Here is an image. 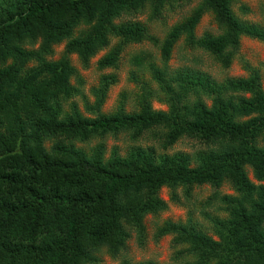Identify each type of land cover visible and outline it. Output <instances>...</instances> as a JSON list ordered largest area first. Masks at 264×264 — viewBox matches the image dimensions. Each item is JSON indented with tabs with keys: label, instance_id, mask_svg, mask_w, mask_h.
I'll return each instance as SVG.
<instances>
[{
	"label": "trees",
	"instance_id": "1",
	"mask_svg": "<svg viewBox=\"0 0 264 264\" xmlns=\"http://www.w3.org/2000/svg\"><path fill=\"white\" fill-rule=\"evenodd\" d=\"M189 2L0 0V264H100L103 253L118 258L127 249L129 229L143 246L146 217L167 210L162 189H170L172 201L182 204L179 190L188 201L204 186L214 190L208 201L220 203L228 214L226 220L205 215L218 241L197 228L191 214L186 222L165 221L154 239L172 236L174 246L183 247L178 264H264L263 74L240 57V36L264 43V28L236 16L241 0H204L163 40L141 23L113 26L121 15L143 9L151 21L160 20L164 10ZM239 11L250 10L242 5ZM208 13L223 33L198 38L195 29ZM82 25L89 27L75 37L74 29ZM112 38L119 41L98 61L97 71L118 70L132 45L149 43L161 56V66L151 51L131 56L140 72L129 76L140 90L137 111L125 112L124 97L108 116L84 117L77 104L66 110L67 102L82 95L84 83L71 56L87 69ZM181 40L225 71L239 59L248 77L219 82L200 69L170 70ZM63 43L64 52L53 60ZM192 57L199 64V57ZM117 82L115 75H103V88L93 91L104 94ZM154 100L168 110H155ZM103 102L104 96L85 107L90 112ZM122 132L134 142L150 134L165 151L183 138L209 149L158 157L138 147L106 158L104 139ZM93 139L100 142L90 153L76 145ZM226 185L235 195L220 192Z\"/></svg>",
	"mask_w": 264,
	"mask_h": 264
},
{
	"label": "rangeland",
	"instance_id": "2",
	"mask_svg": "<svg viewBox=\"0 0 264 264\" xmlns=\"http://www.w3.org/2000/svg\"><path fill=\"white\" fill-rule=\"evenodd\" d=\"M203 2L204 0H191V2L179 5L174 9L169 8L168 10H164L162 13L163 17L160 20L155 19V21L150 20V18H152L150 11L148 9H143L138 11L139 13L134 16L121 15L114 20L113 26L129 24L130 22L133 24L141 23L143 26H146L148 30H150L151 35L163 40L166 33L172 26H175L185 17L191 16L192 10L196 9ZM242 5L249 8L250 11L247 14L239 11V7ZM152 10L153 9H151V11ZM234 10L236 16H238L242 21H246L249 24L259 25L264 28V0H241V2L234 7ZM88 27L89 26L86 25L76 27L74 29L75 37H78L80 31L86 30ZM207 33L214 36H219L223 33L219 31L218 24L214 20V15L212 13L204 15L195 29V35L198 38L203 37ZM240 40V57L244 58L251 66L262 71L264 87V68L262 67V65L264 66V43L256 39H251L245 35H241ZM118 41L119 39L112 38L110 47L100 50L96 56L91 59L90 66L87 69L82 66L77 55L71 56L72 62L78 69L79 74H81L84 83L81 86L82 95L70 102H67L65 104L66 110H70L71 104H77L84 117L95 118L96 115L108 116L118 110L119 103L124 97L125 112L133 113L137 111V97L140 94V90L136 85L129 81V76L131 75V72H136L138 74H140V72H138L137 69L131 65V56L140 50L151 51L160 66L162 65L161 56L159 52L149 43H145L143 45H132L122 54L121 64L118 70L108 69L104 71H97L98 61L102 59L104 55L108 53L111 46L114 44L116 45ZM64 49L65 43L58 45L55 48V56L53 57V60H58L64 52ZM192 54L199 57V59H197L199 64H195L190 61L193 58ZM168 66L172 71L179 68L200 69L202 72L208 74L214 80L219 82H223L229 78L248 77V73L242 68V64L239 59L235 60L230 70H222L208 54L201 51L193 53L189 48H185L184 40H181L176 46L174 55L169 61ZM111 74L117 77V84L109 87L104 94L100 91L95 93L93 89H97L99 87L100 89L103 88L100 85L101 77L103 75ZM144 79L149 80L150 76L146 74ZM71 82L72 84L80 87L79 81L75 78H73ZM97 94L100 97H98ZM102 96H104V102L102 105L94 107L95 110L88 112L85 105L95 106L96 100ZM152 106L155 110H168L166 105L156 100L152 102ZM99 142L100 139H93L88 143H77L76 145L86 153H90ZM104 143L106 147V158H109L113 151H117L122 157L126 156L131 148L138 147H141L144 151H152L158 157L162 155L173 156L177 153H184L189 156H193L199 151L209 149L207 146L198 141L183 138L173 147L165 151L161 147L162 141L152 138L150 134L143 136L138 142H134L128 132H122L117 136L109 135L104 139ZM247 172L250 180L258 184L254 178L253 171L248 168ZM220 192L226 195H235L234 191L228 185L224 186ZM178 193L182 199V204H176L172 201L170 189L164 188L161 190L160 198L168 205V208L166 211L161 212L157 217L152 215L146 217L145 226L147 240L143 243V246L138 244L136 233L132 231V229H129L131 238L127 241V249L118 258H112L106 253L99 255L101 261L100 264H121L125 260L129 261L131 264L147 261L154 262L155 264H178L182 262L178 258L185 256H181L179 254L180 249L183 247H175L172 236H166L158 241H156L154 237L157 227L162 225L165 221L171 220L175 223L186 222L189 214L193 217V222L197 228L201 226L203 232L213 237L215 241H218V238L214 235V228L213 226H210V220L205 215L208 214L212 218L216 217L221 220H226L228 219V214L222 210V205L220 203L208 201L213 198V188L210 186H204L202 188L195 189L192 199L188 201L184 199L182 190H179ZM207 202L209 203L208 205Z\"/></svg>",
	"mask_w": 264,
	"mask_h": 264
}]
</instances>
